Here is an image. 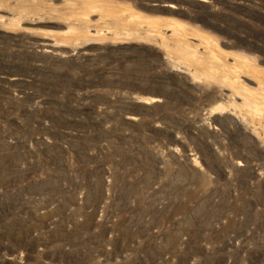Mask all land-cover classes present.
Returning a JSON list of instances; mask_svg holds the SVG:
<instances>
[{"label": "rangeland", "instance_id": "obj_1", "mask_svg": "<svg viewBox=\"0 0 264 264\" xmlns=\"http://www.w3.org/2000/svg\"><path fill=\"white\" fill-rule=\"evenodd\" d=\"M0 264H264V0H0Z\"/></svg>", "mask_w": 264, "mask_h": 264}, {"label": "bare ground", "instance_id": "obj_2", "mask_svg": "<svg viewBox=\"0 0 264 264\" xmlns=\"http://www.w3.org/2000/svg\"><path fill=\"white\" fill-rule=\"evenodd\" d=\"M130 17H132V19L133 18H136L138 21H141L142 20L141 16L138 15V14H135V13L131 14ZM147 23H148V25H149V27L151 29H155L156 27H159V25H160V23L158 21H156V20H148ZM170 26L173 28V31L175 33H177L178 35H183L182 32H181L183 23L176 21V22H173L172 25H170ZM205 41H206L207 44L210 43L209 39H207V38H205ZM239 58H241V57H239ZM243 59H241V60H243ZM239 65L240 66H237L238 68L241 67V66L249 67V65H248V63L246 61L240 62ZM253 103H255L257 105V107H258L260 102L258 100H255Z\"/></svg>", "mask_w": 264, "mask_h": 264}]
</instances>
